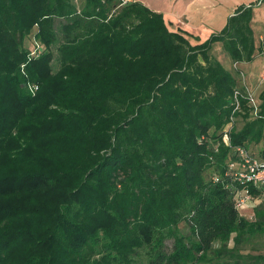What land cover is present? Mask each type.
<instances>
[{
	"label": "trees",
	"instance_id": "trees-1",
	"mask_svg": "<svg viewBox=\"0 0 264 264\" xmlns=\"http://www.w3.org/2000/svg\"><path fill=\"white\" fill-rule=\"evenodd\" d=\"M262 3L192 45L139 2L0 0V264H198L264 231L235 177V148L264 162V90L211 55L257 58Z\"/></svg>",
	"mask_w": 264,
	"mask_h": 264
},
{
	"label": "crops",
	"instance_id": "crops-1",
	"mask_svg": "<svg viewBox=\"0 0 264 264\" xmlns=\"http://www.w3.org/2000/svg\"><path fill=\"white\" fill-rule=\"evenodd\" d=\"M257 1L259 0H133L131 3H142L151 11L162 14L169 31L181 32L192 45H199L213 34L221 32L226 27L229 17L234 15L240 6ZM259 18L262 21H259ZM259 22L261 28L256 26ZM251 26L256 45L264 53V3L254 9Z\"/></svg>",
	"mask_w": 264,
	"mask_h": 264
},
{
	"label": "rangeland",
	"instance_id": "rangeland-1",
	"mask_svg": "<svg viewBox=\"0 0 264 264\" xmlns=\"http://www.w3.org/2000/svg\"><path fill=\"white\" fill-rule=\"evenodd\" d=\"M259 21H262V19L259 18ZM256 26L257 28H261L260 22ZM211 55L219 59L225 68H227L233 74V76L237 79L240 88H246L249 93L254 95L257 103H260L259 94L264 89L263 52L257 56L258 59L255 62L240 65H235L232 62L229 55L225 52L223 45L221 44H216L212 48ZM58 68L59 63L55 60L53 62V69L54 71H57ZM235 124L236 129L241 130L245 124V121L240 118ZM262 149L263 143L251 145V151L255 153V155L260 156ZM244 215L248 217L249 211H245ZM179 231L181 235H190V229L184 223L180 225ZM234 237L235 235H233V238ZM215 249H217L215 253L210 252L206 257H204L203 261L198 264H253L255 263L254 257L264 254V231H260L253 236H246L243 243L239 246H235L234 241L231 240L229 243H227V246L224 247V249H221L220 243L215 244ZM219 249H221L220 256L217 253ZM142 259L146 261V255H143Z\"/></svg>",
	"mask_w": 264,
	"mask_h": 264
},
{
	"label": "built area",
	"instance_id": "built-area-1",
	"mask_svg": "<svg viewBox=\"0 0 264 264\" xmlns=\"http://www.w3.org/2000/svg\"><path fill=\"white\" fill-rule=\"evenodd\" d=\"M120 6L131 3L133 0H119ZM238 95V92L236 93ZM248 97L253 106H256L257 100L252 93H248ZM232 128V125H229L226 128V133L223 137V141L226 145H230V137L228 131ZM235 153L241 158L242 169L243 171L235 175L236 179L243 184L249 183L252 184L255 188L261 189L264 187V162L259 161L256 158L249 156L247 150L243 147L235 148ZM230 167L233 168L234 164H230ZM218 178H215V181H218ZM261 200L257 197H254L249 191L244 190L237 197V208L242 213L249 208H255Z\"/></svg>",
	"mask_w": 264,
	"mask_h": 264
}]
</instances>
